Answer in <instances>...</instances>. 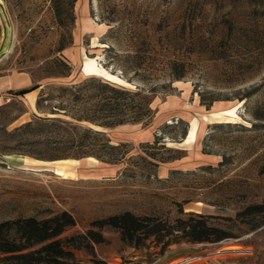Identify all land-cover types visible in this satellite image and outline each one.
Instances as JSON below:
<instances>
[{
  "label": "rangeland",
  "instance_id": "1",
  "mask_svg": "<svg viewBox=\"0 0 264 264\" xmlns=\"http://www.w3.org/2000/svg\"><path fill=\"white\" fill-rule=\"evenodd\" d=\"M105 83L156 90L148 125L86 124L126 145L119 163L17 133L62 116L37 109L42 90L93 97ZM252 205L264 206V0H0V223L70 212L65 236L105 238L81 264H264V213L238 216ZM126 212L203 214L233 237L163 251L92 226Z\"/></svg>",
  "mask_w": 264,
  "mask_h": 264
},
{
  "label": "trees",
  "instance_id": "2",
  "mask_svg": "<svg viewBox=\"0 0 264 264\" xmlns=\"http://www.w3.org/2000/svg\"><path fill=\"white\" fill-rule=\"evenodd\" d=\"M62 49L63 44L59 51ZM39 86L38 84L20 90H10L8 93L12 96H24ZM155 91V88L131 90L106 83L97 85V94L93 97L85 95L80 86L76 90L60 87L58 94L42 90L37 100V109L46 111L50 105V109H47L49 113L62 116H36L16 131L23 135L33 131L39 136V141L42 138L55 140L51 142L75 149L77 156H97L117 164L121 159L111 156L126 145L113 144L110 139L105 138V132L86 124L107 129L130 123L148 125L147 121L153 113L151 94ZM69 96L70 101L66 103L64 99ZM56 98L59 103H56ZM44 103L47 106H44ZM262 213L264 206L252 205L239 212L238 216H255ZM75 226L76 219L68 211L45 218L19 217L1 222L0 264H81L77 252L85 250L94 255V244L105 242V238L101 232L94 229L87 233L64 235L68 229ZM92 226L98 229L113 227L119 231L124 242L135 247H140L151 237H156L163 243V251L171 243L182 239L191 243H218L233 237L228 230L211 225L207 216L195 213L185 214L170 224L153 216L126 212L96 220L92 222ZM167 237L172 238L165 242Z\"/></svg>",
  "mask_w": 264,
  "mask_h": 264
},
{
  "label": "bare ground",
  "instance_id": "3",
  "mask_svg": "<svg viewBox=\"0 0 264 264\" xmlns=\"http://www.w3.org/2000/svg\"><path fill=\"white\" fill-rule=\"evenodd\" d=\"M94 19V18H93ZM99 23V22H98ZM97 23V24H98ZM175 81H177V80H175ZM198 95V94H197ZM221 101V100H220ZM237 105V104H236ZM236 105H234V106H232V107H230V108H233V107H235ZM230 108H228V109H230ZM187 111V110H186ZM46 170H52V168H45ZM176 264H179V263H176ZM181 264V263H180Z\"/></svg>",
  "mask_w": 264,
  "mask_h": 264
},
{
  "label": "crops",
  "instance_id": "4",
  "mask_svg": "<svg viewBox=\"0 0 264 264\" xmlns=\"http://www.w3.org/2000/svg\"><path fill=\"white\" fill-rule=\"evenodd\" d=\"M33 91H36V90H33ZM33 91H31V92H33ZM31 92H29V93H31ZM29 93H27V94H29ZM27 94H25L24 97H25Z\"/></svg>",
  "mask_w": 264,
  "mask_h": 264
}]
</instances>
